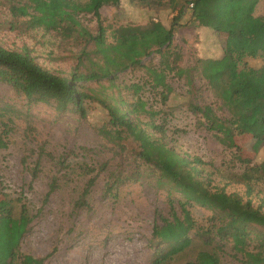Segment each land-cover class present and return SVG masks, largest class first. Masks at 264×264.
<instances>
[{
	"label": "rangeland",
	"instance_id": "374dc122",
	"mask_svg": "<svg viewBox=\"0 0 264 264\" xmlns=\"http://www.w3.org/2000/svg\"><path fill=\"white\" fill-rule=\"evenodd\" d=\"M175 12L168 0L150 5L120 0L117 6L104 5L100 9L109 42L113 29L120 25H144L149 19L168 24ZM255 14L264 15V0L257 3ZM43 16L42 27H27L26 18L13 17L8 2L0 0V44L9 49L26 47L42 67L69 76L77 65L80 41L97 29L96 19L87 14L72 23L61 15ZM172 44L181 50L180 65L184 68L191 67L197 58L217 57L221 53L217 33L200 28L190 9H186L174 29ZM87 49H92V45ZM143 62L156 64L158 55L146 57ZM247 62L260 66L264 54L248 58ZM142 77L144 70L137 68L118 73L117 87L105 79L100 84L79 83L94 87L99 93L119 91L130 100L133 94L127 85ZM192 77V93H188L183 78L171 75L167 80L172 91L165 104L147 87L143 89V98L147 106L162 109L155 119L164 123L165 142L181 155L201 159L202 164L198 165L201 178L209 180L213 187L224 186L226 191L245 198V186L234 182V176L230 180L232 174L241 172L233 160L236 150L222 146L187 108L189 100L215 105V98L198 71L193 70ZM86 108L83 117L71 110L59 112L51 104L28 101L0 82V130L4 123L9 129L6 147H0V199L10 201L15 217L22 204L32 217L21 238L20 251L45 257L42 264H150L153 249L149 241L155 219L171 215V201L179 213L180 196L167 187H157L152 170L144 169L131 153L120 152L102 138L98 130L108 118L103 105L87 102ZM236 142L240 157L264 161V145L254 155L256 144L249 135L237 137ZM82 164L106 168L97 175L87 197L88 206L75 208L89 176L81 170ZM138 167L140 173L127 179ZM114 177L119 178L115 196L105 193L107 181H113ZM52 182L56 184L55 190L45 200ZM250 196L255 205L263 201L264 209V180L253 184ZM187 208L198 225L212 226V210L196 203ZM191 237L192 243L166 264H187L201 250H216L212 248L214 244H206L200 235L193 233ZM220 247L217 251L220 264H242L233 255L230 243Z\"/></svg>",
	"mask_w": 264,
	"mask_h": 264
},
{
	"label": "trees",
	"instance_id": "16d2710c",
	"mask_svg": "<svg viewBox=\"0 0 264 264\" xmlns=\"http://www.w3.org/2000/svg\"><path fill=\"white\" fill-rule=\"evenodd\" d=\"M6 1L10 14L26 18L30 28L42 27L45 13L61 15L72 23L78 16L95 17L97 29L80 41L77 65L69 76L42 67L26 47L9 49L0 44V82L8 84L28 101L51 104L63 113L71 110L80 117L86 115L87 102L100 103L108 115L98 130L102 138L120 152L131 153L144 169L152 170L157 187H167L179 194V213L171 201V215L157 217L152 226L150 264H166L173 259L192 243L193 233L200 235L206 244H214L212 248L216 250H201L187 264H220L217 251L227 243L242 264H264L263 201L255 205L250 196L253 184L264 180V161L240 157L236 142L237 137L249 135L256 144L254 155L264 145V63L256 67L247 62L248 58L264 54V15L255 14L259 0H168L171 9L176 10L168 24L149 19L144 25H120L113 29L111 42L107 41L100 9L104 5L117 6L120 0ZM132 1L142 5L161 2ZM186 9H190L192 19L200 28L217 33L221 53L217 57L197 58L191 67L184 68L180 65L182 52L172 41L174 29ZM89 45L92 49H87ZM154 54L158 55L156 64L143 62ZM137 68L144 70V77L127 85L133 94L130 100L118 94L119 91L99 93L94 87L79 83L100 84L99 81L105 79L112 87H117L118 73ZM193 70L198 71L208 85L215 105L189 100L187 108L198 116V124L213 132L222 146L236 150L233 160L241 172L232 174L230 180L234 176V182L245 186V198L226 191L224 186L213 187L209 180L201 178L198 167L201 159L181 155L165 142L164 123L155 119L162 109L147 106L143 98V89L147 87L165 104L172 91L167 80L171 75L183 78L188 93H192ZM2 126L0 147L3 148L9 129L6 123ZM99 166L81 165V170L89 176L75 208L88 206L87 197L97 175L106 168ZM138 173L139 167L127 179ZM118 177L107 181L105 193L116 195ZM55 186L54 182L49 185L45 200ZM194 203L213 211L211 227L203 228L196 223L187 208ZM31 219L24 204L15 217L10 201L0 199V264H42L45 257L37 258L20 251L21 238Z\"/></svg>",
	"mask_w": 264,
	"mask_h": 264
},
{
	"label": "built area",
	"instance_id": "2783aa9c",
	"mask_svg": "<svg viewBox=\"0 0 264 264\" xmlns=\"http://www.w3.org/2000/svg\"><path fill=\"white\" fill-rule=\"evenodd\" d=\"M190 6H191V4H190Z\"/></svg>",
	"mask_w": 264,
	"mask_h": 264
}]
</instances>
